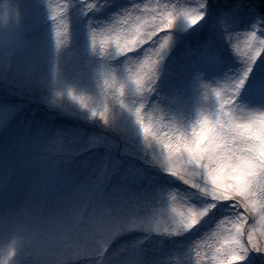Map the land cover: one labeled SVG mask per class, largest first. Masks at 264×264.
<instances>
[{
    "label": "trees",
    "instance_id": "trees-1",
    "mask_svg": "<svg viewBox=\"0 0 264 264\" xmlns=\"http://www.w3.org/2000/svg\"><path fill=\"white\" fill-rule=\"evenodd\" d=\"M2 1L6 2V5L10 8L11 12L9 17L11 19L8 20L7 23L0 25V143H3L4 139H6L5 136H8L12 131L16 132L13 123L17 119V122L21 125L22 131H24V125L27 126L28 131L22 144L18 146V151L13 150L11 152L12 154L19 153L22 159L21 163L18 164L16 162L14 164L12 162L13 156L11 155L7 158L5 167L12 168L13 171L11 173L13 177L8 183V185L13 188V191L8 192V198L11 201L15 199L17 203L23 202L37 210L36 214L27 221L29 224L28 231L26 233H21L24 237V250L23 253L17 256L18 258L15 257V259H13L14 264H80L81 262L78 263L80 260H83L84 264L85 261H88L87 257L90 259H97V257L93 258L92 254L95 253V255L99 257L102 253L103 247L101 243L97 241L100 237L105 236L108 238L107 240H109L111 235L118 232V229L112 227V221L108 222V219L111 220L108 213L103 212L104 216L97 210V208L100 209V205L97 204V198L100 197V195L91 194L89 189L86 192L89 184L88 180L92 179L96 181L93 177V170H95L93 167L96 163L93 159L96 153L99 151L103 153L105 151L106 160H108V162L109 160L111 162L113 161L112 140L104 145L98 144L97 141L96 143L91 141L92 139L88 137L90 132L88 130L93 128V124L90 121H85V118L89 120L90 115L84 113L85 110L87 112L88 109L82 104H79V102L76 104L74 103L73 107L77 110L78 108L81 109L80 113L83 114L82 118L81 116L70 114L69 112H71V110H69L68 114L61 115L54 112L51 108L55 105L58 106V91L63 90L67 93L66 95L69 96L71 87L77 84L80 88L82 82H84L83 85L86 86V91L89 90L91 86H97L98 84L103 87L104 82L109 80H113L114 84L116 82V86H118V84H133L136 86L133 80L136 77V73L141 71L140 63L143 61L145 53L150 48H154L155 45H152V40H150L141 45L139 49L121 55L116 52L114 46L105 47L100 44V40L106 38L107 35L103 29L113 24L126 12L137 9L139 6L148 5L149 7L162 8L165 5L167 7L172 6L170 5L172 2L167 3L164 0H159L158 3H156L155 0H148V3L145 4L147 0ZM103 1L107 3H105L102 12L98 13V15H95L97 11L89 13L92 7L98 4L101 6ZM183 1L186 2L187 0ZM231 1L232 0H225L227 3L226 8L238 5L236 7L238 13L234 17L239 18L241 24L244 21H252V29L259 31L261 38L264 39V2L262 0H233V2L237 1L236 4L233 5L230 3ZM244 4L249 5L246 8ZM175 6L176 7L172 9H168H177L181 11V0L177 2ZM37 8L43 9L44 14ZM232 9L234 8H230V10ZM248 12L252 15H249ZM93 15H95L94 18H92ZM52 16H55V20L52 19ZM36 18L39 22L43 21V24H39V22L38 24L32 23ZM241 27L242 25L240 28ZM43 30H45L44 38H49L50 40L47 49L44 48L46 44L43 42V39L40 38L38 40L36 38ZM178 30L179 29L174 26L166 33L158 32L157 36L153 37V40H157L163 35L176 34ZM230 30L231 29L226 27V29H223V32L228 34ZM94 31H96V38L95 47L93 48L91 37ZM56 32H60L61 34L59 37V47H57V40L52 42V39H58ZM226 44H229L226 48L231 49V44L225 41V45ZM84 50H88L92 55H96L100 65L94 63L89 67V64L82 63L84 61H79V56L83 54ZM217 50L218 44L216 43L214 46L207 49L214 59ZM170 51L171 47L166 46L160 53L159 63L155 66L153 72V88L146 89V95H149L148 93L153 91L159 94L160 97H163V94L157 93L156 90H159V88H166L168 91L161 100L164 111H167L170 116H173L175 123H177L178 119L181 117L184 121L183 126L186 130H192V128L197 127L199 119L203 117L205 112L209 109L212 110L210 115L213 117L218 113V110H216L217 108H219L221 112V103L217 101V97H223L224 100H222V104H229L230 100L228 96L231 95V91H233L235 84L240 80L241 74L244 76L246 72L247 75L251 73V70L249 71V68H245L244 64L242 65L241 73L239 70V77L235 72L232 78L230 76L229 81H227L228 78L214 80L215 87L211 88L207 85L205 89H201L193 95L181 92L176 95V88L178 89L179 86H184V83L191 80V75H194L192 71H203V73L206 74V68L212 66V62L206 65L203 63L204 61L190 60L189 64H187L185 61L177 59L175 54L167 56L163 60V56H166V53ZM149 55H152V53ZM232 55H234L238 61L243 59L237 52L228 55L227 58L230 59ZM222 57L227 61V58L224 56ZM153 58H155V56H153ZM165 66L168 68L167 71L172 72L173 76L171 79L164 81L166 84L157 82L162 67L164 68ZM96 67H102L105 70V77H99L100 70ZM260 70H262V68L259 67L256 72L250 75L251 81L245 82V86L249 85L245 89V92H247L246 95L243 98H237V100L244 103L245 107L248 105L245 101L249 100L252 95L264 97V89L260 88L258 85H252L253 81L257 78V72ZM94 74L97 75V79H94ZM82 75L85 76L84 79H82ZM91 78H93V84L89 82ZM101 80L104 82H101ZM151 81L152 79L149 82L145 81V87H147ZM30 84L32 85L31 88H33L34 91L37 90L39 93L41 100L36 94V101H38V103H30V101H27L29 100L28 98H30V96L26 97V93H30ZM133 85H130L131 91L133 90ZM58 87V91L56 90L57 92L53 95V89ZM187 87L191 88L192 86L188 84ZM111 89L117 92L115 88ZM144 91L145 89L141 87L140 89H136L134 95L136 96ZM176 98L179 100L178 103H180L182 99H186L187 101L184 102V105H175ZM121 100H123L122 96L113 93V101L119 103ZM236 104L239 106L240 102ZM262 104V108H264V101ZM30 110L33 111L30 112ZM201 110L205 112L201 113ZM89 111L91 110L89 109ZM156 125L157 124H154V126ZM173 127V122L165 125V132L167 133L170 130L172 133ZM78 129H80L81 133L77 132ZM178 129L179 127L176 130V134H178ZM96 131V134H99V136L103 134L108 136L107 132L99 127H97ZM57 141L61 142L63 148H61V146L56 147L55 143H57ZM68 143H70V145L64 149V146ZM4 146L6 149H13L7 145V143H5ZM161 153L164 154L163 151H161ZM35 158H43L45 163L35 162ZM164 159L162 160L167 162L166 156H164ZM39 165H43L47 173L43 175L47 180L43 183L42 187H40L39 183L32 175L36 172L34 171L35 167ZM156 172L161 173L158 176H160L162 180H158V183L148 182L146 189L148 195L149 192H152L153 195L148 196V199L142 195L136 194L137 198L133 196L131 201L139 205L142 204V202L150 201L148 208H152L151 201L157 199L161 190L166 189L168 186H171V189H169L170 191H168L170 193L161 194V199H163V203L165 204L168 203L173 205V199L176 200V198L179 197L186 200V204L191 198L202 202L205 198L207 201L206 194L201 189L190 184H185L180 177H174L173 175L168 176L164 171L161 172L157 169ZM12 179L15 182L14 184L12 183ZM107 179L108 178L105 180L101 179V182H105ZM165 180L169 181V183H166ZM95 186V188H97V184ZM260 187L264 190V181H260L259 185H257V195L254 198L256 201L260 199V193L258 192ZM138 188L139 187H135V189ZM120 194L122 195H120L119 199L123 200L125 192ZM87 196L88 198H86ZM94 200H96L95 203H93ZM159 201L162 200H156V207H158ZM213 205L214 207L211 208L208 215H215L217 213L220 218L218 216L210 230L208 229L204 234L205 236L202 238V240L211 247L220 245L226 241L225 238L229 234V227L235 222L238 212L233 202L218 204L219 206L216 208V204ZM123 206H125V204ZM249 206L252 207L251 201L247 209L243 206L240 207V212H245L244 216H247L245 219L246 224H244L245 221H243V228L244 230L246 228L251 230L254 226V220H251V218H256L259 214L262 221L260 224L257 223L258 227L256 230L264 241V212H261L260 209L252 211ZM117 207L119 209L121 208V206L115 202L114 205L107 208V211ZM96 210L100 214L99 219L101 221L98 222L97 220L99 219H97L95 214ZM221 221H224V223H221ZM99 226H101L104 232L99 229ZM164 226L166 225L164 224ZM36 229H39V231H36ZM83 230L91 231L92 234L95 231L94 237H91L92 240L88 244L92 246L93 249L89 251L84 250L86 246L85 242L77 243L75 239L66 240L65 236L62 235L63 232H68L70 238L71 235L73 236L74 234L81 235ZM167 231L178 234L172 230ZM122 237L123 234H117L113 243L123 241L120 240ZM170 239L171 237H166L163 240H158V242L165 244V241H169ZM244 239L246 241L247 236L244 237ZM165 246L167 245L165 244ZM55 248H58L57 257L54 253ZM98 249L100 251L99 255L96 253ZM173 250L174 248H171V251ZM211 253L213 256L217 255L214 248H212ZM128 256H130V254H128ZM152 256L153 255H151V257ZM159 256H161V254H159ZM154 258L157 264H161L162 261L158 259V256H154ZM127 259L129 258L127 257ZM205 259L206 257L203 256L200 261L203 262ZM246 259L248 260L247 257ZM5 264L8 263L5 262Z\"/></svg>",
    "mask_w": 264,
    "mask_h": 264
},
{
    "label": "rangeland",
    "instance_id": "rangeland-1",
    "mask_svg": "<svg viewBox=\"0 0 264 264\" xmlns=\"http://www.w3.org/2000/svg\"><path fill=\"white\" fill-rule=\"evenodd\" d=\"M158 1L159 0H155L156 3H158ZM164 1L167 3L172 2L170 3V5H174L173 7L168 6L167 8L169 9L176 7L175 5L177 4V2H180V0ZM262 1L264 2V0ZM236 2H233L232 0L230 3L234 5L236 4ZM105 3L107 2L103 1V4L101 6L100 4H98L92 7L89 13L97 11L95 15H98V13L102 12V10L104 9ZM147 3L148 0L145 4ZM248 5L249 4H244V7L247 8ZM226 6L227 3L225 2V0H187L186 2L181 0V11H178L177 9L171 10L173 12L177 11L176 13L178 16L184 11H195L203 13V18L195 25H189L187 20L183 16L178 17L175 24V26L179 29L178 33L167 34V36L170 37L167 46L171 47V51L166 53V56H163V60L165 57L175 54L177 59L185 61V63L187 64H189L190 60L204 61L203 63L206 65L212 62V66L206 68V74H204L203 71H192V74H194L190 77L192 81L190 80L189 82L184 83V86H179L178 89L176 88V91L173 90L176 92V95L179 92L193 95L199 90L205 89L207 85H209L211 88L215 87L213 82L214 80L219 78H228L227 81H229L230 76L232 78L235 72L239 77V70L241 73V68L244 64L245 68L251 69V73L247 75L245 82L251 81L250 75L253 74V72H256L259 67L262 68V70L257 72V78L253 81L252 85H258L260 88L264 89V51H261L260 56L254 62H249L243 57H241L243 59L238 61L234 55H232L230 59L227 58L228 55L235 52L242 55L244 52L248 51L246 43L248 38L245 36L247 33L255 32L258 39L262 38L259 31H255L252 29V21H244L241 24V20L237 17H234L238 13V11H236V7L238 5H234L228 8H226ZM230 8L234 9L230 10ZM37 9L44 14L43 9ZM10 12V8L6 5V2H3L1 0L0 25L7 23V21L11 19L9 17ZM248 14L252 15L250 12H248ZM95 15H93L92 18H94ZM33 22L35 24H38L39 20L36 18L32 21V23ZM42 22H39V24H43ZM241 25L242 27L240 28ZM226 27L228 29H231L228 34L223 32V29H226ZM44 36L45 30H43V32L36 38L38 40L42 38L43 42L46 44L44 45V48L47 49L50 40L49 38L45 39ZM238 39L240 40V42ZM56 40L57 39H52V42ZM225 41L231 44V49L226 48L229 44L225 45ZM215 43L218 44V50L214 59L207 51V49L214 46ZM233 45H235L236 47L234 48ZM236 49H238V51ZM221 54L222 56L227 58V61L223 59ZM79 61H84L82 63L89 64V67L94 63L100 65L98 59L96 58V55H92L88 50H84L83 54L79 56ZM96 68L100 70L99 77H105V70L102 67ZM167 69L168 68H166V66L164 68L162 67L157 82L166 84L164 81L169 80L173 77L172 72L167 71ZM84 77L85 76L82 75V79H84ZM93 77H95L94 79H97L96 74H94ZM243 77L244 76H242L241 74V78ZM151 79L152 81L147 87H142L145 89V91L136 96L134 95L137 89L136 86L130 84L133 85V90L131 91L130 85H122L124 88V93L122 95L123 100L119 101V103L113 101V93L120 95L119 88L121 85L118 84V86H116V82L114 84L113 80H109L106 82L101 80V82H104L103 87L98 84L97 86H91L87 91L86 86L83 85L84 82H82V86L80 88L78 87L79 85L77 86V84H75L73 87H71L69 96H67V93H65L63 90L58 91L60 86L56 89H53V91L51 89H48L52 91L53 95H55V92H59V97L57 100L59 101L57 102L58 106L55 105L51 108L54 112L63 115L68 114L69 110H71V112H69L70 114L78 115L82 118L83 114L80 113L81 109L78 108V111L73 107L74 103L76 104L77 102H79V104H82L86 109H88V111L86 112L85 110L84 113H86V115H90L89 120L85 118V121H90L93 124V128H90L88 130L90 131L88 137L92 139L91 141H93V143H96L97 141L98 144L104 145L112 140L111 147L113 150V161L111 162L109 160L108 162V160H106L105 151L103 153L99 151V154L96 153L95 158L93 159L96 161L93 167V169H95L93 170V177L96 181L92 179L88 180L89 184L86 192L89 189L91 194L100 195V197L97 198V204L100 205V209L97 208V210L101 212L102 215H104L103 212L108 213L111 218V220L108 219V222L112 221V227L118 229V232L114 235H111V240H107L108 238H106L105 236L100 237V239L97 241L101 243V246L103 247L102 253L98 257L93 251V258L97 257V259H90L89 257H87L88 261H85L84 264H157L154 256H158V259H161V264H218L219 256H217V259H213V254L211 253L212 248L216 249L222 244L227 247L226 241L221 243L220 245L211 247L202 240V238L205 236L204 234L206 233V231L208 229L210 230L214 221L218 218L219 215H217V213L215 215L207 214L191 230H183L177 228L176 221L180 219L179 213H186L188 207H192L196 210H203L204 208H209V206L213 204H216V208L220 204H227L232 201H211L212 199L204 192L206 194L207 201L205 200V198L203 202L193 200L191 198L190 201L186 204V200L179 197L176 198V200L172 198L174 201L173 205H170L168 203L165 204L163 203V199H161V194L170 193L168 191H170L169 189H171V186H168L166 187V189L161 190L157 199H160L162 201H159L158 207L155 206L157 204V199H153L151 201V204L153 206L152 208H148L150 201L142 202V204L140 205L131 201L133 196L137 198L136 194L142 195L143 197L148 199V196L153 195L152 192H149L148 195L146 189L148 182L158 183V180H162V178L158 176L161 173L156 172V169L161 172L164 171L168 176L173 175L170 174V171L168 170V162L164 161V156L166 155L161 153L162 148L160 144L157 143L156 140H153L151 138V144L147 140H145L144 135L140 129V125L136 122L135 109L143 105L140 113V115L143 117V122L146 124H151L153 126L154 124H157L155 128L161 133H166L164 126L169 124L170 122L174 123L172 132L173 134H176V130L179 127L178 134L183 133L185 136L190 137L194 128H198L197 126L192 128V130H186L183 126L184 121L181 117L178 119V122L175 123L173 116H170L167 111H164V106H162L161 100L164 98V94H166V92L168 91L166 88H159V90H156L157 93L163 94V97H160L159 94H156L153 91H150L148 93L149 95H146V89L153 88V77ZM89 82L90 84H93V78H91ZM188 84L192 87L188 88ZM248 86H245L244 83V85L233 96V102L230 101L229 104H224L223 110L224 112L229 114L227 118L232 119L236 123H245L254 117H258L260 115V112H264V108H262V102L264 101L263 96L252 95L249 100L245 101L248 103V105H246L247 107H245L244 103L237 100V98H243L246 95L247 92H245V89ZM31 87L32 85L30 84V93H26V97L30 96V98H28L29 100L27 101H30V103H38V101H36V94L37 97H39V93L37 90L34 91V89ZM111 88H115L117 92L112 91ZM232 92L233 91H231V93ZM39 99L41 100L40 97ZM75 99H77L78 101ZM222 100H224L223 97H217V101L221 104L223 103ZM185 101L187 100L182 99L181 102L178 103L179 100L176 98L175 105H184ZM237 102H240L239 106L236 104ZM89 109L91 111H89ZM216 110H218V113L214 117L210 115V112H212V110L209 109L207 112L201 110V113L205 112V115L199 120L205 117H207L209 120H213L214 118L219 117L221 115V112L219 111V108H217ZM32 111L33 110H30V112ZM94 111L97 113V115H93ZM102 111L105 112L107 122L100 118V112ZM17 120L13 123L15 126L14 129L16 128V132L12 131V133L8 134V136H5L6 139H4V142L0 143V214L6 212L9 208L25 205L23 202L17 203L15 199L11 201L8 198V192L13 191V188L8 185L9 181H11V178L13 177V175L11 174L13 171L12 168L5 167L9 155L13 156L12 162L14 164L16 162L20 164L22 161L21 156H19L18 152L16 154L11 153L13 150L18 151V146L22 144L26 133H28L27 126L23 124L24 131H22L21 125L17 122ZM97 127L106 131L108 136H106V134H103L101 136H99V134H96ZM77 132L81 133L80 129H78ZM168 132L171 131L169 130ZM5 143H7V145H9L13 149H6L4 146ZM55 145L56 147L61 146V148H63V145L60 141H57ZM69 145L70 143L65 145L64 149ZM161 158L164 160H162ZM35 160V162L45 163L43 158H35ZM34 171L36 172L32 175L35 177L40 187H42L43 183H45V181L47 180L43 176L47 174L45 171V167L43 165H39L38 167L36 166ZM173 176L176 177L175 175ZM106 178L108 179L105 182H101V179L105 180ZM165 182L169 183V181L167 180H165ZM183 182L185 184L192 185L191 183H186L184 180ZM12 183H15L13 179ZM196 183L201 186L203 185V181L199 178H197ZM259 183L260 181L257 185H259ZM96 184L97 188H95ZM199 185L193 186L201 189ZM135 187L139 188L135 189ZM261 190L262 187L259 188L258 192L260 193ZM124 192V199L120 200V195H122L120 193ZM86 198H88V196ZM167 198L170 199L169 197ZM112 200H114L116 204H119L121 208L119 209L117 207L113 210L107 211V208L109 206L115 204V202ZM95 201L96 200H94L93 203H95ZM124 204L125 206H123ZM249 208L252 211L260 209L259 204H257L255 208L251 206H249ZM97 210L95 211V214L97 219H99L100 214ZM236 211L240 213L243 221H245L244 224H246L245 219L247 218V216H244L245 212H240V208H236ZM251 220H254V226L251 229L254 230V238L258 241L261 247H264V241L261 239L256 230L258 227L257 223L260 224L262 218L258 214L256 218L252 217ZM98 221L101 220L99 219L97 220V222ZM164 224L166 226H164ZM231 227L232 225L229 228ZM99 229L102 230L101 226H99ZM167 230H172L173 232H177L178 234H173ZM248 230L249 229L247 228L245 229V237L247 236ZM68 234V232L62 233V235L65 236L66 240L75 239L77 243L85 242V251L93 249V247L89 246L88 244L94 237L95 231L92 234L91 231L83 230V233L81 235L74 234L73 236L71 235L70 238ZM117 234H123V237L120 238V240L123 241L113 243V240L114 238H116ZM9 235L10 233H3L2 231H0V240H7L9 238ZM166 237H171L169 241H165V244L167 246H165V244L163 243L158 242V240H163ZM171 248H174V250L171 251ZM57 250L58 248L54 249L56 257L58 256ZM96 253L99 255V249L98 251H96ZM128 254H130V256H128ZM159 254H161V256H159ZM2 255L3 253L2 251H0V259H4V261L8 263L10 257H4ZM151 255L153 256L151 257ZM202 255L206 257L203 262L200 261L203 257ZM127 257L129 259H127ZM247 258L248 260L245 259L242 264H264V253L249 251ZM78 263L83 264V260H80Z\"/></svg>",
    "mask_w": 264,
    "mask_h": 264
},
{
    "label": "snow or ice",
    "instance_id": "snow-or-ice-1",
    "mask_svg": "<svg viewBox=\"0 0 264 264\" xmlns=\"http://www.w3.org/2000/svg\"><path fill=\"white\" fill-rule=\"evenodd\" d=\"M179 16H183L189 25H195L203 18V13L184 11ZM179 16L166 5L162 8L144 5L126 12L103 29L107 35L100 40V44L105 47L114 46L116 52L121 55L139 49L150 40L155 45L145 53L140 63L141 71L136 73L133 80L137 89L146 86L145 81L151 80L154 68L159 63L160 53L170 40L167 35L157 40H153V37H156L158 32L166 33L171 30ZM52 19L55 20V16H52ZM60 35V32H56L57 47L60 44ZM245 36L248 38L246 41L248 51L241 57L254 62L261 51H264V39H258L255 32L247 33ZM95 38L96 31L91 37L93 48ZM150 53L152 55H149ZM246 78L247 72L235 84L233 92L228 96L230 101L233 102V96L244 85ZM119 91L122 96L124 93L122 85ZM142 108L143 105L135 109L136 122L140 125L145 140L150 143L151 138L160 144L171 174L192 185H199L196 183L199 178L203 181V185L199 187L213 201H232L237 209L241 206L247 209L251 201L253 208L259 203L260 211L264 212V190L260 192L259 201L254 199L257 195L258 182L264 181V112H260L258 117L245 123H236L227 118L229 114L223 111L224 104H221V116L213 120L207 117L199 120L198 128L188 137L183 133H161L155 126L144 123L140 115ZM93 115L97 113L94 111ZM100 118L107 122L105 112H100ZM212 207L214 205L204 210L188 207L186 213H179L180 219L176 221V227L191 230ZM236 218L225 238L227 247L222 244L215 249L217 255H214L213 259L219 256L218 264H242L249 251L264 253V247H261L254 238V230L247 231L245 241L243 218L239 212Z\"/></svg>",
    "mask_w": 264,
    "mask_h": 264
},
{
    "label": "clouds",
    "instance_id": "clouds-1",
    "mask_svg": "<svg viewBox=\"0 0 264 264\" xmlns=\"http://www.w3.org/2000/svg\"><path fill=\"white\" fill-rule=\"evenodd\" d=\"M36 208L27 204L19 207L9 208L0 214V231L10 233L7 240H0V251L4 257H10L8 264H14L13 258L19 256L24 250V237L21 233H26L29 229L28 220L36 214ZM39 231V229H36ZM0 264H5L4 259H0Z\"/></svg>",
    "mask_w": 264,
    "mask_h": 264
}]
</instances>
